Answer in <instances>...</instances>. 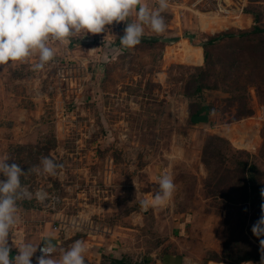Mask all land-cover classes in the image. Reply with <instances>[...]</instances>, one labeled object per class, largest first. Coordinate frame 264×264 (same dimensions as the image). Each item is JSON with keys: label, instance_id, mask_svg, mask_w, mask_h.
<instances>
[{"label": "rangeland", "instance_id": "obj_1", "mask_svg": "<svg viewBox=\"0 0 264 264\" xmlns=\"http://www.w3.org/2000/svg\"><path fill=\"white\" fill-rule=\"evenodd\" d=\"M157 3L154 0L148 6L154 10ZM228 8L231 13L225 16L214 11L213 3L206 7L169 5L162 13L167 27L158 34L160 40L141 42L134 53L125 56V72L114 70L117 77L136 78L135 84L120 85L127 88L126 97L123 91V98L114 101L118 104L109 98L90 102L73 95L85 88L74 80L66 83L73 75L85 82L88 61L82 49L78 54L84 57L85 67L78 62L76 74L74 66L52 60L44 73L53 77L41 86L40 99L20 97L0 111V159L10 157L8 163L19 164L25 172L39 164L42 156L63 165L55 177L28 174L21 178L33 192L45 189L49 199L44 204L34 198L18 202L21 222L11 229L8 240L14 256L17 246L26 242L42 245L43 238H48L56 246L53 258L57 260L75 240L84 241L86 264H169L162 260L163 255H172L180 264H261L260 240L264 236H255L251 229L264 204V62L256 64L260 70L251 67L254 73L248 74L247 63L260 58L251 55L246 60V54L250 46L264 41V0H233ZM145 31L150 38L156 34ZM211 38L216 40L209 43ZM172 39L182 42L165 49ZM189 56H201V64L196 65ZM154 75L164 78L162 87H152L155 92L162 89L173 97L168 111L166 97L152 101L147 94L146 83ZM59 81L64 89L62 102L54 91ZM114 89V84H108L107 92ZM108 102L113 106L106 122L113 128L108 142H117L120 133L127 145L103 147L99 165L90 168L84 156L90 147L88 130L90 123L100 129L105 124L98 113ZM182 103L192 110L199 106V114L209 112L210 123L217 125L215 132L222 130L223 137L180 120L177 115ZM22 108L31 114L28 124L41 123L23 144L10 140L14 138L8 128L12 127L8 121ZM138 113L146 116L138 117ZM156 121L174 124V132L152 130ZM57 126L62 131L61 148L55 145ZM166 158L174 162L173 198L165 207L145 211L140 200L150 201L159 184L152 176L154 168L144 167ZM133 159H140L141 166L131 164ZM92 170L100 174L93 178ZM200 170L198 179L191 176ZM122 172L125 178L120 176ZM248 177L252 197L241 203L244 178ZM181 219L184 226L179 229ZM38 249L32 264H36Z\"/></svg>", "mask_w": 264, "mask_h": 264}, {"label": "clouds", "instance_id": "obj_2", "mask_svg": "<svg viewBox=\"0 0 264 264\" xmlns=\"http://www.w3.org/2000/svg\"><path fill=\"white\" fill-rule=\"evenodd\" d=\"M168 6L169 0H158L154 10L144 0H0V66L15 67L36 57L33 70H43L57 55L58 47L54 45H67L71 38L105 32L114 22H127L120 43L126 48H135L141 43L146 28L156 34L166 31L162 13ZM133 13L136 19L129 21ZM10 159L8 156L0 159V176L3 177L0 179V264H32L40 244H21L17 246L18 254L10 257L8 240L11 229L21 222L18 202L34 198L44 204L49 194L43 188L33 192L21 178L28 174L55 177L63 165L42 156L39 164L25 172L19 164H9ZM157 181L159 191L154 197L150 201L140 200L145 211L165 207L173 198L176 190L173 177L165 172ZM261 211L262 215L251 229L257 237L264 236V204ZM43 244L36 264H86L87 249L82 240H75L69 249L62 250L58 260L53 258L57 249L51 240L46 238ZM260 245L261 264H264V239L260 240Z\"/></svg>", "mask_w": 264, "mask_h": 264}, {"label": "crops", "instance_id": "obj_3", "mask_svg": "<svg viewBox=\"0 0 264 264\" xmlns=\"http://www.w3.org/2000/svg\"><path fill=\"white\" fill-rule=\"evenodd\" d=\"M152 1L154 0H144V2L150 6H151ZM135 19H136V16H135V13H133V15L129 17V21H135ZM126 23H127L126 21L119 22V23L114 22L112 25L107 26V29L105 32L99 33L97 34V36H92V34L89 33L85 36L71 38L70 42L67 45H54L58 47V52L53 60L59 62L60 64L65 62L70 66L71 65L74 66V68L72 69L73 70L72 72L75 74L77 72L76 67H77L78 62L84 63L81 60V58H84V57H80L78 53L81 52L82 49L83 51H86L87 53L88 63L85 68L86 73H87V76L85 77V82L83 83V81L80 80L79 75H73V79L69 78L68 80H66L67 81L66 83L74 80L73 81L74 84H77V85L82 84V86H85L84 90L82 88L83 91H81V87H80L78 91L74 92L73 95H77L76 97H78L77 98L78 100L84 99L90 102H98L99 100H101L105 102L106 98H109V100H113V104L115 105V104H118V102L114 103L115 100H119V99L121 100L124 94L126 97L125 89L127 87L122 89L120 85L125 84L126 86L131 83L135 84V80H136L135 77L126 78L125 76L124 78L123 77L121 78V77L115 76V72H114L116 68H119V70H123V72H125V69H126L125 60H124L126 59L125 56L126 55L130 56V54L134 53L136 49V48H132V49L126 48L122 46L120 43V37L123 36L124 34V28L126 26ZM94 37H97V38H94ZM151 37L153 38H150V33L148 31H145L143 37L141 38V42H147V41L155 42L156 40H160L158 34H155V36L152 35ZM80 41L84 42V44L78 43ZM181 42H182L181 40L177 41L176 39L174 41V39H172L170 40L169 44L164 45V48L168 49L170 47L180 44ZM191 48H194L196 51L197 49H199V47H195V46H192ZM193 55L196 56L197 54H193ZM189 57L194 58L193 56H189ZM199 57L197 56L196 58H194L193 63H195L196 65L201 64V61H202L201 56ZM36 60L37 58L33 57L29 63H25V64L18 63L15 67L0 66V111H3L5 109V106L9 104V101L19 99L20 97H23L25 101L29 99H40L41 86L44 84L46 85L47 83H50V79H52L51 77H53V75L50 74L51 75L50 78L45 76L44 69L40 71H34L32 68V64L35 63ZM84 67H85V63H84ZM155 74H158V73H155ZM163 81H164V78H162V76L158 77L154 75L152 77H149L148 82L146 83L147 86H149L147 94L149 98L152 99V101L159 100L158 99L159 97H162V98L163 96L166 97L164 98L166 100L165 109L166 111H168V108H169L168 105H170V101L173 100V97H171L170 94L168 93L165 94L164 93L165 90L161 89L160 92L156 93L155 92L156 88L154 89L152 88L154 85L162 87V85H164ZM61 83H62L61 81L57 83L58 87L55 88L54 91L56 94V99L62 102L63 97H64V91L62 90L64 89L63 88L61 89V85H59ZM111 83L114 84L115 89L113 91L107 92V86L108 84H111ZM160 88L157 90H160ZM123 91H124V94L122 95L121 93H123ZM115 92H118V93H115ZM67 93L70 94L71 92H67ZM109 104H110L109 102L107 104L104 103V106H102L101 112L98 113V116L102 119L103 124L105 122V124L101 127V129L98 126H95V125L92 126V124L90 123V128L88 130V133H89L88 137H90V139L87 141L90 147H89V152L84 155V156H87V159H89L87 163H89L90 168L95 167L94 166L95 164L97 166L99 165L100 155L102 154V151L103 153L105 152L104 150H100V149H105L103 147L113 148L112 145L119 144V148H121L122 145H125V144L127 145V142L125 141L124 137L120 135V133L117 135V142L116 141L108 142L110 141L109 132L113 130L112 124H109V125L106 124V122L108 121V115H109L108 113L113 107V106H110ZM136 107L139 108V106H136ZM182 108H183L182 111H180L177 115V117L180 120L184 122L188 120V123L190 124V126L194 128L199 127L205 130V132L209 131V133H215L217 134V136L218 135L221 136L222 130L217 129V132H215V127L217 125L210 123L213 118H211V116L209 115V112L204 110V111H201V114L198 113L196 115H193L190 112V108L187 107L185 103L184 104L182 103ZM259 115L260 113L258 114V116ZM30 116L31 114L28 113L27 109L22 108V112H19L17 115H14L15 118H12L10 122L8 121V125L12 124V127L8 126V128L12 130V133H13L14 139L11 138L10 139L11 141L21 142L23 144L25 141L30 139L29 137H30L31 132H33V128L41 124V123H36L35 125L28 124L27 122ZM136 116L144 117L146 115H144L143 113L140 115V113H138ZM0 117H1V114H0ZM251 117H253V115ZM11 122H18V124L11 123ZM32 122H35V120H33ZM175 127L176 126L174 124L166 126L162 124V122L156 121L154 122L153 128L151 129L152 130L169 129L170 131L174 132ZM17 131H18V134H17ZM225 131L226 133L228 132L226 129H224V133ZM39 133H41V131ZM97 133L102 134V135L97 136ZM61 134H62V131L60 127L57 126L55 128V135H54L55 145L57 146V148L58 146L59 148L63 146L62 144L63 140H61V136H60ZM227 139H229V137H227ZM103 145H107V146H103ZM148 160H150V158ZM108 162L109 161L106 160V164ZM125 162H126L125 160H122L121 163L125 166L126 165ZM130 162L131 164H139V166H141L140 159H137V160L133 159ZM200 162L202 163L201 160ZM173 163H174L173 160L166 158L165 160H158L157 162H155V165H153L154 163L148 164L147 167L145 166L144 168L145 169L150 168V167L154 168V174H152V176H154L156 180L158 176L167 172L173 177V181H176V177L173 174V169H174ZM202 165H203V168H205L203 163L200 164V166ZM140 170L142 172V169ZM200 171L194 172V175H191V176L192 177L196 176L198 179L199 175L202 173V170ZM90 173H91V176H93V178H95L98 174H100L98 171L96 173L93 170ZM102 173L103 172L101 170V174ZM119 174L120 176H123L124 178L126 177L123 172ZM182 221L183 219L177 222V228L179 229L183 228L184 223ZM15 235H17V233ZM12 239L15 240V238H12ZM45 239L46 238H43V240ZM50 240L52 241V239ZM15 243H17V241H15ZM9 247L11 249L10 257H13L14 251H15V249L13 248V244H11ZM178 257L180 258L182 256L178 255Z\"/></svg>", "mask_w": 264, "mask_h": 264}, {"label": "trees", "instance_id": "obj_4", "mask_svg": "<svg viewBox=\"0 0 264 264\" xmlns=\"http://www.w3.org/2000/svg\"><path fill=\"white\" fill-rule=\"evenodd\" d=\"M232 34H223L222 36H231ZM216 40V38H211L210 40H209V43H213L214 41ZM251 55H256L257 57H259L260 59H259V62L257 61V60H255L254 62H253V64H251L250 62H248L247 63V65H246V67L247 68H250L248 71H249V73L248 74H252V73H254V72H252L251 73V67L253 68V70L255 71V69H257V70H260L261 68L260 67H258V65H256L257 63H263L264 62V60H263V55H264V41H262L261 43H260V45H256V46H250L249 48H248V52H247V54H246V60L249 58V56H251ZM260 56H262V57H260ZM263 60V61H262ZM235 62L237 63V62H239V60L237 59V60H235ZM262 72V71H261ZM199 110H200V108H199V106L198 107H196L195 109H190V112L193 114V115H196V114H198L199 113ZM245 179V181L243 182V188H244V191H245V195H244V197H243V199L241 200L242 202L241 203H247V201L248 200H250V198L252 197L251 195H249L250 194V190H251V188H249L248 189V187H247V184H249V177L248 178H244ZM162 260H165V261H168V263L169 264H180V262H179V260H176V259H174L172 256H170V255H163V257H162ZM116 264H121V262L120 261H116L115 262Z\"/></svg>", "mask_w": 264, "mask_h": 264}, {"label": "built area", "instance_id": "obj_5", "mask_svg": "<svg viewBox=\"0 0 264 264\" xmlns=\"http://www.w3.org/2000/svg\"><path fill=\"white\" fill-rule=\"evenodd\" d=\"M211 3L214 4L215 10L218 12H221V14L228 16L231 12L230 9L228 8V5L233 3V0H169V5L170 6H191V5H198L201 4L202 7L210 6ZM55 63L58 65L60 64L59 62L55 61ZM65 68L67 67L64 65ZM44 244L39 246V249L42 248ZM38 249V253L41 255L40 250Z\"/></svg>", "mask_w": 264, "mask_h": 264}]
</instances>
